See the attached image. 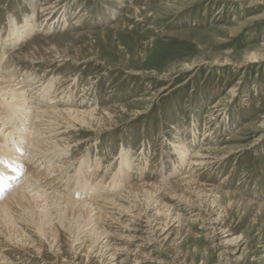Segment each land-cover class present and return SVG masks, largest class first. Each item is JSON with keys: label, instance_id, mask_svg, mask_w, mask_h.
Masks as SVG:
<instances>
[{"label": "rangeland", "instance_id": "rangeland-1", "mask_svg": "<svg viewBox=\"0 0 264 264\" xmlns=\"http://www.w3.org/2000/svg\"><path fill=\"white\" fill-rule=\"evenodd\" d=\"M26 15L31 35L5 50L17 73L8 90L31 89L27 94L42 100L35 90L51 89L42 105L23 111L32 119L58 95L65 98L60 109L77 105L102 121L95 130L76 123L55 132L60 147L73 141L70 174L97 169V180L110 184L124 155L133 184L167 186L191 174V161H178L179 143L190 159L205 153L210 164L193 168L198 189L165 200L181 224L168 222L162 231L153 222L147 233L134 215L125 219L126 232L112 224L124 234L114 242L119 263L99 254L101 243L85 253L89 243L61 231L36 254L6 248L14 264H132L129 256L147 264H264V0H0V36ZM35 50L37 59L25 58Z\"/></svg>", "mask_w": 264, "mask_h": 264}, {"label": "bare ground", "instance_id": "bare-ground-1", "mask_svg": "<svg viewBox=\"0 0 264 264\" xmlns=\"http://www.w3.org/2000/svg\"><path fill=\"white\" fill-rule=\"evenodd\" d=\"M34 8L39 9L37 6ZM34 14L33 11L32 15ZM32 15H26L22 23L10 24L6 36H0V68H5L2 71L3 75H9L5 76L6 80L0 78V123H2L0 127H3L0 132V264H14L6 248H19L25 254L33 250L36 254L42 249V243L46 242L54 246L58 235L62 232L72 238L74 243H80V246L89 243L85 253H90L89 250L92 251L94 246L101 243L99 254L105 252L103 257H106L108 253H111L110 261L116 262L119 252L114 242L119 238H124V234L118 235L116 230L111 228L112 224L119 225L126 232L129 225L125 219L131 215H134L132 218L137 216L136 220L146 222L143 231L146 233L154 232L156 226H162L161 230L165 231L168 222L177 221L181 224L182 216L175 209V205L166 203L165 200L169 199L173 202L178 199L177 197H181L180 194L184 190L194 192L198 189L199 185L193 181L192 177L193 168L210 164V162L204 155L205 153L199 152H196L190 159L188 157L189 148L185 143H179L176 148L184 151L178 153V161L180 166H184L186 161H191V174L187 173L167 186L158 187L147 183L138 185L137 183L142 179L133 184L130 179L132 173L128 171L130 166L124 155L119 166L109 175L111 185L109 182L105 185L102 180H97V169H88V167L81 169L80 166L76 172L73 169L75 172L72 173L73 175L70 174L69 169L74 166V163L68 155L72 149L70 148L72 145L69 144H73V141L66 138L65 141L63 140V147H60L59 142L55 141L58 136L55 132L61 128L64 130L75 128L76 123L95 130L102 121L95 116L92 110L75 109L77 105L72 109L67 108L68 110L60 109L59 102H63L65 98L56 100L58 95L51 99L50 104L35 108L36 116L31 119L25 113L29 111H23L27 110L24 108H29L28 105L38 102L42 105L48 98L51 84H44L45 86L39 90L34 89V94L37 96H40L42 92V100H35L33 95L27 94V91L31 89L19 90L21 88L16 85L18 91L8 90L11 88L9 84L17 77V73L11 72L10 67L14 61L11 55L7 56L9 53L5 50L12 49L14 45L31 35L30 29L34 23L31 19ZM20 24L23 26L20 27ZM28 47L30 48L31 45ZM32 52L27 55L25 53V58L37 59V51ZM42 52L40 50V53ZM24 80L26 81L27 77ZM2 95L9 96L10 103L5 102L1 98ZM68 95L65 94L64 97L70 98L71 96ZM35 118L36 121L32 122ZM44 118L48 120L42 121ZM62 121L64 125L55 123ZM28 125H31V128ZM56 126L60 128L55 129ZM27 129H32L33 132L28 134ZM206 159L208 161H205ZM79 164H84L83 160H80ZM127 184L131 185L118 194L114 192L116 188L119 189ZM4 191H7V197L2 199ZM95 193L100 195L94 197ZM87 194L89 196H86ZM135 203L140 207L137 212H134ZM158 221L159 224L156 223ZM153 222L156 223L154 227ZM79 235L84 237L79 238ZM126 251L129 255L135 253L133 250L128 251L127 249ZM129 257L133 258L132 264H147L143 256ZM110 263L112 262L102 261V264Z\"/></svg>", "mask_w": 264, "mask_h": 264}]
</instances>
